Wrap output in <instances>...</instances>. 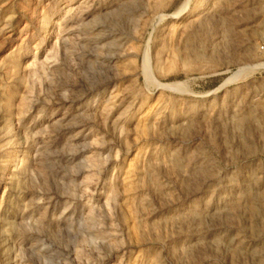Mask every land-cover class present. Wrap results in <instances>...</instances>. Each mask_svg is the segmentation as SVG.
<instances>
[{
	"label": "rangeland",
	"instance_id": "rangeland-1",
	"mask_svg": "<svg viewBox=\"0 0 264 264\" xmlns=\"http://www.w3.org/2000/svg\"><path fill=\"white\" fill-rule=\"evenodd\" d=\"M0 264H264V0H0Z\"/></svg>",
	"mask_w": 264,
	"mask_h": 264
},
{
	"label": "bare ground",
	"instance_id": "bare-ground-1",
	"mask_svg": "<svg viewBox=\"0 0 264 264\" xmlns=\"http://www.w3.org/2000/svg\"><path fill=\"white\" fill-rule=\"evenodd\" d=\"M182 13V9L179 11V12H177V13H175L174 15H173V17H179L180 16V14ZM32 74V73H31Z\"/></svg>",
	"mask_w": 264,
	"mask_h": 264
}]
</instances>
